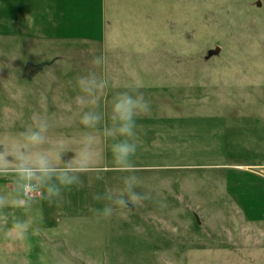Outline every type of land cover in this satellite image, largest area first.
Wrapping results in <instances>:
<instances>
[{
	"label": "rangeland",
	"instance_id": "1",
	"mask_svg": "<svg viewBox=\"0 0 264 264\" xmlns=\"http://www.w3.org/2000/svg\"><path fill=\"white\" fill-rule=\"evenodd\" d=\"M27 63L45 66L25 78ZM90 71L104 122L136 83L150 102L134 164L151 198L87 210L127 174L101 137L99 171L62 203L0 208V264H264V0H0V138L43 119L75 144Z\"/></svg>",
	"mask_w": 264,
	"mask_h": 264
},
{
	"label": "clouds",
	"instance_id": "2",
	"mask_svg": "<svg viewBox=\"0 0 264 264\" xmlns=\"http://www.w3.org/2000/svg\"><path fill=\"white\" fill-rule=\"evenodd\" d=\"M91 63L103 64V57L96 56ZM79 94L75 103L80 107L79 124L85 132L76 142L50 136L51 124L38 120L34 127L25 130L18 137L0 138V178H11L14 195L0 196V208L11 202L19 207L31 208L37 202V194L48 203H62L64 193L83 185L82 176L99 171L98 144L101 137L108 143L112 164L116 171L127 173L122 185L103 193H96L92 199L100 207L87 206L97 220L110 219L118 211L136 207L151 194L138 191L143 185L142 177L136 175L134 164L139 139L137 119L150 111V102L140 91L141 85L134 84L126 91L116 93L111 100L108 120L101 110V95L108 86L107 81L90 71L78 78ZM101 136L94 130L101 129ZM68 152L71 158L65 160Z\"/></svg>",
	"mask_w": 264,
	"mask_h": 264
},
{
	"label": "water",
	"instance_id": "3",
	"mask_svg": "<svg viewBox=\"0 0 264 264\" xmlns=\"http://www.w3.org/2000/svg\"><path fill=\"white\" fill-rule=\"evenodd\" d=\"M45 64H33V63H27L24 71V77L30 78L34 73L42 70L44 68Z\"/></svg>",
	"mask_w": 264,
	"mask_h": 264
},
{
	"label": "crops",
	"instance_id": "4",
	"mask_svg": "<svg viewBox=\"0 0 264 264\" xmlns=\"http://www.w3.org/2000/svg\"><path fill=\"white\" fill-rule=\"evenodd\" d=\"M50 124H51V122H49ZM52 126V125H51ZM52 130H50V132H51ZM98 153H99V159L101 158L100 156H102L101 155V150L99 149V146H98ZM13 193V192H12ZM14 195V194H13ZM12 195H10L9 194V196L7 195V197H11ZM11 201V199L9 200V202ZM13 206H17L15 203H13V202H10V203H7L4 207L6 208H9V207H13ZM17 207H19V206H17ZM14 208V207H13ZM25 209V208H24ZM28 209V208H27ZM29 211V210H28ZM27 210H25V212H28Z\"/></svg>",
	"mask_w": 264,
	"mask_h": 264
},
{
	"label": "trees",
	"instance_id": "5",
	"mask_svg": "<svg viewBox=\"0 0 264 264\" xmlns=\"http://www.w3.org/2000/svg\"><path fill=\"white\" fill-rule=\"evenodd\" d=\"M0 182H3V181H0Z\"/></svg>",
	"mask_w": 264,
	"mask_h": 264
}]
</instances>
